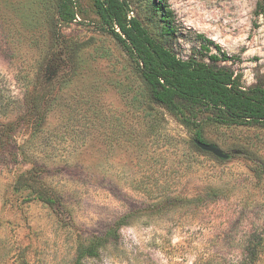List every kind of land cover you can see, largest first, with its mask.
<instances>
[{"label": "rangeland", "instance_id": "obj_1", "mask_svg": "<svg viewBox=\"0 0 264 264\" xmlns=\"http://www.w3.org/2000/svg\"><path fill=\"white\" fill-rule=\"evenodd\" d=\"M129 2L159 36L149 0ZM166 2L179 58H199L202 34L242 87L264 84L256 0ZM92 4L76 0L79 17L60 27L55 0H0V264H74L89 242L97 255L82 264H264V128L205 121L203 141L229 157L195 148V129L150 102Z\"/></svg>", "mask_w": 264, "mask_h": 264}, {"label": "trees", "instance_id": "obj_2", "mask_svg": "<svg viewBox=\"0 0 264 264\" xmlns=\"http://www.w3.org/2000/svg\"><path fill=\"white\" fill-rule=\"evenodd\" d=\"M75 2L55 0L58 26L76 22L79 12ZM92 2L97 29L111 37L126 54L144 84L150 102L178 117L185 127L195 129L194 140L204 142L200 125L205 121L225 127L264 128V84L242 87L239 74L217 65L231 58L202 34L196 35L199 58L193 55L186 59L179 58L172 50V41L177 39L178 31L173 11L166 0H149L151 14L156 16L160 32L157 37L137 16H131L129 0ZM263 9L264 0H256V14H262ZM210 46L216 53L212 52ZM41 81L40 78L36 80L32 95L40 109L46 99ZM200 115L203 118L200 119ZM193 146L197 148L194 143ZM24 178L20 176L19 179ZM33 183L36 182L30 181L24 185L35 194L37 200L50 207L57 205L54 194L44 188H33ZM97 249L98 244L94 242L81 245L74 264H82L81 260L85 257H95ZM19 261L27 264L23 259Z\"/></svg>", "mask_w": 264, "mask_h": 264}, {"label": "water", "instance_id": "obj_3", "mask_svg": "<svg viewBox=\"0 0 264 264\" xmlns=\"http://www.w3.org/2000/svg\"><path fill=\"white\" fill-rule=\"evenodd\" d=\"M193 143L199 150L206 152V153H210L211 155L215 156L218 159L226 160L229 157L227 154H225L222 150H220L214 144H209V143L202 142L199 140H194Z\"/></svg>", "mask_w": 264, "mask_h": 264}]
</instances>
